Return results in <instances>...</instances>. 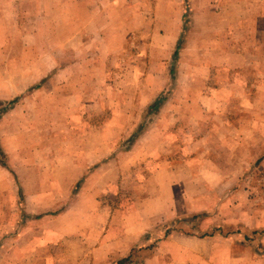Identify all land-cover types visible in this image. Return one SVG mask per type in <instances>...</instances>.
Masks as SVG:
<instances>
[{
  "label": "rangeland",
  "instance_id": "rangeland-1",
  "mask_svg": "<svg viewBox=\"0 0 264 264\" xmlns=\"http://www.w3.org/2000/svg\"><path fill=\"white\" fill-rule=\"evenodd\" d=\"M181 2L0 0V215L8 233L16 222L66 205V175L58 174L65 164L55 159L78 149L76 133L86 135L87 148L101 135L104 165L119 182L104 191L103 217L134 210L126 224L133 251L113 264L149 255L159 264L153 249L170 233L236 241L215 253L214 263L240 242L247 247L241 258L264 263V146L215 151L210 129L196 124L208 115L195 118L186 93L191 31ZM142 213L150 215L145 223L137 221ZM63 224L66 218V233ZM120 224L104 231L121 243ZM62 232L48 234L52 252L38 257L48 264L110 263L67 252L78 244Z\"/></svg>",
  "mask_w": 264,
  "mask_h": 264
},
{
  "label": "crops",
  "instance_id": "crops-1",
  "mask_svg": "<svg viewBox=\"0 0 264 264\" xmlns=\"http://www.w3.org/2000/svg\"><path fill=\"white\" fill-rule=\"evenodd\" d=\"M181 3V12L187 11L191 31V87L186 93L190 94L195 118L203 119L208 115L205 123L197 120L196 124H206L210 129L207 138H210L215 151L226 153L230 149L240 150L239 143L248 142L253 143V151L258 149L263 152L264 0H182ZM143 47L145 49L146 43ZM177 54L180 57L181 52ZM131 56L133 58V54ZM73 137L78 140V149L73 147L74 150L70 151L66 148L59 152V160L54 158L65 164L60 165L58 174L66 175L64 188L69 191L66 205L44 216L31 215L33 221L23 223L22 220L20 225L16 222V227L10 233L6 231L5 215H0V264H48V260L38 255L52 252L48 247V234H60V223L65 218L69 225L63 224V228L68 232H62V235L78 244L73 249L69 247V253L94 254L100 256L101 261L103 257L105 260L109 257L110 263L106 264H113L120 256L133 251L131 245L127 244L126 224L134 215V210L129 213L131 208L128 207L125 211L119 210V217L117 214L103 217L104 208H108L103 202L104 191L112 184L118 188L119 182L118 178L116 182L112 178L118 174L116 171L113 173V166L104 165L102 136H98V145L89 148L85 145L86 135L76 133ZM202 140L205 139L201 137ZM226 155L237 156L233 153ZM260 159L264 164V154L260 155ZM261 169L264 171V165ZM14 173L16 188L22 189L16 169ZM130 205L133 206L134 201ZM109 209L112 211V208ZM147 218H150L149 214L137 215L140 223L148 221ZM118 222L126 232L121 243L108 230L104 231V225L106 228ZM164 240V247L156 246L153 249L161 259L159 264H264L241 258L240 254H245L247 247L240 241L237 248L229 249L231 255L226 252L224 261L214 263L212 259L215 253H223L226 247L236 242L219 235L204 238L170 233ZM144 251L149 249L144 247ZM146 259L142 263L126 264H152L150 255Z\"/></svg>",
  "mask_w": 264,
  "mask_h": 264
}]
</instances>
